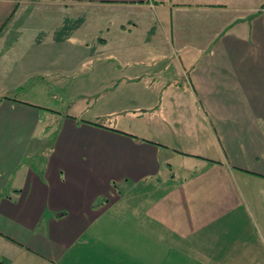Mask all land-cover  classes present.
<instances>
[{"label":"crops","instance_id":"obj_1","mask_svg":"<svg viewBox=\"0 0 264 264\" xmlns=\"http://www.w3.org/2000/svg\"><path fill=\"white\" fill-rule=\"evenodd\" d=\"M0 264H264V0H0Z\"/></svg>","mask_w":264,"mask_h":264},{"label":"rangeland","instance_id":"obj_2","mask_svg":"<svg viewBox=\"0 0 264 264\" xmlns=\"http://www.w3.org/2000/svg\"><path fill=\"white\" fill-rule=\"evenodd\" d=\"M51 92L52 93L48 96L49 98H47L46 101L48 103L47 105L52 107L53 111H49L52 115L43 113V117L52 123L53 129H56L57 124L61 123L62 119H64L67 115H74L79 119H83V117H91L90 107H92L94 103L93 98H85L83 100L73 97L69 92L56 85L53 86V90ZM45 111L47 112V110H44V112ZM99 119L98 121L108 125H111L110 123H112L111 119L108 120L102 116ZM53 135L55 136L56 134Z\"/></svg>","mask_w":264,"mask_h":264},{"label":"trees","instance_id":"obj_3","mask_svg":"<svg viewBox=\"0 0 264 264\" xmlns=\"http://www.w3.org/2000/svg\"><path fill=\"white\" fill-rule=\"evenodd\" d=\"M27 159H24V161H26Z\"/></svg>","mask_w":264,"mask_h":264}]
</instances>
